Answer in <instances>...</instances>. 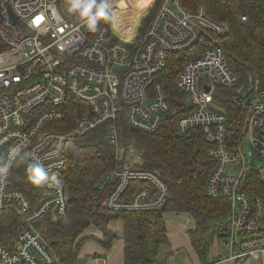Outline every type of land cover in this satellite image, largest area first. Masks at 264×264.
I'll list each match as a JSON object with an SVG mask.
<instances>
[{
	"label": "built area",
	"instance_id": "1",
	"mask_svg": "<svg viewBox=\"0 0 264 264\" xmlns=\"http://www.w3.org/2000/svg\"><path fill=\"white\" fill-rule=\"evenodd\" d=\"M126 1L135 3L138 14L127 21L122 30L130 33L123 36L113 22L100 21L95 32L88 30L57 0H0V163L19 148L16 159L21 152L30 160L35 155L48 169L35 203L12 185L13 166L0 184V216L15 213L23 223L14 245L0 244V264H59L43 236L47 219L57 221L68 212L66 184L56 172L65 165L69 141L98 125L118 158L117 167L103 175L104 182L115 179L105 206L147 209L165 199L167 187L157 173L135 167L140 151L123 138V126L155 131L171 114L157 79L171 54L195 46L200 28L222 33L225 26L210 19L203 4L188 10L180 0H147L143 8L140 0H108L118 27L117 12ZM260 69L264 73V61ZM235 81L220 46L187 60L174 80L184 93L176 128L182 134L190 127L202 132L214 160L206 192L228 204L227 222L208 264H264V84L249 75L238 89L246 111L238 136L230 138L214 93L218 84ZM70 98L86 103L90 115L76 118L69 131L55 130L52 123L66 118ZM55 179L60 187H48ZM131 179L151 182L153 188L140 187L130 199H121Z\"/></svg>",
	"mask_w": 264,
	"mask_h": 264
},
{
	"label": "trees",
	"instance_id": "2",
	"mask_svg": "<svg viewBox=\"0 0 264 264\" xmlns=\"http://www.w3.org/2000/svg\"><path fill=\"white\" fill-rule=\"evenodd\" d=\"M180 1L188 10L203 4L207 16L223 24L225 29L216 33L200 28L195 46L171 54L166 69L157 76L163 83L171 112L161 125L149 133L125 125L122 132L123 138L133 140L140 151L141 161L135 167L152 170L165 182V199L160 206L147 209L106 207L105 198L113 189L115 179L104 182L103 175L118 165L113 145L106 139L103 125L74 136L64 150L65 165L56 172L66 184L68 212L57 221L47 219L43 232L59 264H87L89 256L97 255L80 254L90 240L104 250L109 249L118 238L117 232L109 227L113 220L122 222V264H166V258H158L161 245L167 241L166 212H186L193 218L194 225L187 236L200 264H208L210 248L215 239L222 237L228 204L223 197H212L206 192V181L214 168V160L207 155L209 143L202 132L197 127H190L183 134L177 131L176 119L182 112L184 93L174 80L187 60L210 46H220L236 81L232 85H217L215 108L226 118L228 136L236 138L246 111V105L237 98L238 89L247 85L249 75L258 77L259 84H264V73L260 69L264 61V0ZM65 107L66 118L52 123L55 130L69 131L76 118L90 115L88 105L79 100L67 99ZM22 160H30L24 152L13 165L12 185L23 190L35 203L40 187L28 182L26 164ZM143 186L153 188L151 182L129 180L120 198L130 199ZM22 224L15 213L1 215L0 244L14 245ZM92 224L100 237L85 235Z\"/></svg>",
	"mask_w": 264,
	"mask_h": 264
},
{
	"label": "crops",
	"instance_id": "3",
	"mask_svg": "<svg viewBox=\"0 0 264 264\" xmlns=\"http://www.w3.org/2000/svg\"><path fill=\"white\" fill-rule=\"evenodd\" d=\"M167 227V241L161 245L158 258H166V264H197L199 260L189 242L187 232L194 225L193 218L189 213L168 212L164 216ZM109 227L117 232L119 241L115 240L107 250L101 248L99 244L90 240L81 249V255L89 256L87 264H122L123 241H122V222L121 220L110 221ZM87 234L100 237L95 225L87 227ZM93 243V244H91ZM212 253L211 248L209 255ZM229 264V263H219ZM248 264V263H247ZM249 264H254L250 262Z\"/></svg>",
	"mask_w": 264,
	"mask_h": 264
},
{
	"label": "clouds",
	"instance_id": "4",
	"mask_svg": "<svg viewBox=\"0 0 264 264\" xmlns=\"http://www.w3.org/2000/svg\"><path fill=\"white\" fill-rule=\"evenodd\" d=\"M147 5V0H140V7ZM111 8L108 0H68L69 13H76L83 21V25L90 31L95 32L97 24L100 21L110 22L113 17L109 9ZM19 153V148H13L8 156V159L0 163V184L4 183L9 175V171L13 166V161ZM26 164L25 174L29 183L36 187L45 186L48 179V169L44 164L33 155L31 160H22ZM48 187H60V181L55 179V183L48 184Z\"/></svg>",
	"mask_w": 264,
	"mask_h": 264
},
{
	"label": "rangeland",
	"instance_id": "5",
	"mask_svg": "<svg viewBox=\"0 0 264 264\" xmlns=\"http://www.w3.org/2000/svg\"><path fill=\"white\" fill-rule=\"evenodd\" d=\"M57 4H58V6H59V8L61 10H65V7L68 5V0H57ZM134 4H132L130 1H126V2H124L122 4L121 12H117V16H119L120 19H121V22H120L121 25H119L120 27H118V23H117V20L115 18L112 21L109 22L110 25L113 22L112 25L115 26V27H117V28H119L121 30V35H123V36H127L130 33V30H128V31H123L122 30V29H125L126 30V28H127L126 27V24L129 25V22L127 23V21L133 19L138 14V10L136 9V6H134ZM137 4H139V2ZM113 16L114 15H112V17ZM145 21L146 20L143 19L142 22H141V24H143ZM139 31H140V28H139ZM200 87H201V84H200ZM248 149L249 148H248V145L246 143L245 146H244L245 152H247ZM166 213H168V212H166ZM165 214H164V216H165ZM86 232H85V234H87ZM116 240L119 241V238H117ZM91 244H93V243H91ZM213 245H214V243H213ZM213 245L211 247V251L213 250Z\"/></svg>",
	"mask_w": 264,
	"mask_h": 264
},
{
	"label": "water",
	"instance_id": "6",
	"mask_svg": "<svg viewBox=\"0 0 264 264\" xmlns=\"http://www.w3.org/2000/svg\"><path fill=\"white\" fill-rule=\"evenodd\" d=\"M251 96H252V95H250V97H251ZM250 97H249V98H250Z\"/></svg>",
	"mask_w": 264,
	"mask_h": 264
}]
</instances>
